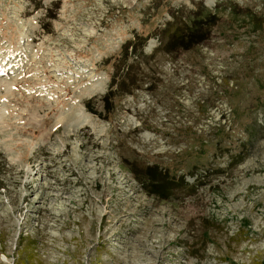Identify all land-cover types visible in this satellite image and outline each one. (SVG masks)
Returning <instances> with one entry per match:
<instances>
[{
    "label": "rangeland",
    "instance_id": "obj_1",
    "mask_svg": "<svg viewBox=\"0 0 264 264\" xmlns=\"http://www.w3.org/2000/svg\"><path fill=\"white\" fill-rule=\"evenodd\" d=\"M0 264H264V0H0Z\"/></svg>",
    "mask_w": 264,
    "mask_h": 264
},
{
    "label": "trees",
    "instance_id": "obj_2",
    "mask_svg": "<svg viewBox=\"0 0 264 264\" xmlns=\"http://www.w3.org/2000/svg\"><path fill=\"white\" fill-rule=\"evenodd\" d=\"M147 173L149 182L152 185L151 193L160 195L161 197H167L168 189L173 184L172 178H168L165 174L157 171L155 167H147Z\"/></svg>",
    "mask_w": 264,
    "mask_h": 264
}]
</instances>
